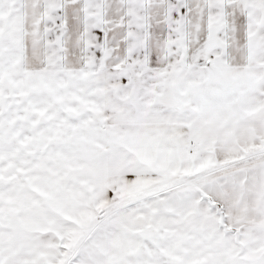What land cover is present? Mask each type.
I'll return each instance as SVG.
<instances>
[{
    "label": "snow or ice",
    "instance_id": "6c2138e0",
    "mask_svg": "<svg viewBox=\"0 0 264 264\" xmlns=\"http://www.w3.org/2000/svg\"><path fill=\"white\" fill-rule=\"evenodd\" d=\"M0 264H264V0H0Z\"/></svg>",
    "mask_w": 264,
    "mask_h": 264
}]
</instances>
